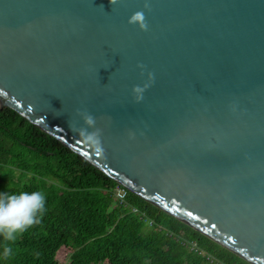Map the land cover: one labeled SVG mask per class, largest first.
Segmentation results:
<instances>
[{
    "label": "water",
    "instance_id": "obj_1",
    "mask_svg": "<svg viewBox=\"0 0 264 264\" xmlns=\"http://www.w3.org/2000/svg\"><path fill=\"white\" fill-rule=\"evenodd\" d=\"M144 3L0 0V111L264 264V0ZM141 9L146 30L129 22ZM77 109L99 146L70 126Z\"/></svg>",
    "mask_w": 264,
    "mask_h": 264
},
{
    "label": "trees",
    "instance_id": "obj_2",
    "mask_svg": "<svg viewBox=\"0 0 264 264\" xmlns=\"http://www.w3.org/2000/svg\"><path fill=\"white\" fill-rule=\"evenodd\" d=\"M34 190L46 196L41 222L15 241L0 235V264H58L55 254L61 248H69L77 264L90 259L108 264H250L4 107L0 191ZM118 190L124 192L122 202ZM6 245L13 249L9 257L2 255Z\"/></svg>",
    "mask_w": 264,
    "mask_h": 264
},
{
    "label": "clouds",
    "instance_id": "obj_3",
    "mask_svg": "<svg viewBox=\"0 0 264 264\" xmlns=\"http://www.w3.org/2000/svg\"><path fill=\"white\" fill-rule=\"evenodd\" d=\"M113 4L116 0H112ZM150 7L149 0H145L144 8ZM129 22L138 25L141 30L148 27L143 9L133 12L129 17ZM143 70V66L141 65ZM151 77L152 73H148ZM148 84L135 85L133 92L135 99L140 101L143 99V93ZM76 115L82 121V124H76L72 120L70 126L73 130L87 142L92 145L99 146L101 143V130L96 127V117L83 109H77ZM46 196L40 190L7 192L0 191V235L7 241H15L19 233H23L30 226L38 224L46 211ZM13 249L11 245H6L2 255L9 257L12 255Z\"/></svg>",
    "mask_w": 264,
    "mask_h": 264
},
{
    "label": "rangeland",
    "instance_id": "obj_4",
    "mask_svg": "<svg viewBox=\"0 0 264 264\" xmlns=\"http://www.w3.org/2000/svg\"><path fill=\"white\" fill-rule=\"evenodd\" d=\"M55 260L58 264H77L76 259L72 256L69 248H61L56 251ZM88 264H108L103 261L89 260Z\"/></svg>",
    "mask_w": 264,
    "mask_h": 264
},
{
    "label": "built area",
    "instance_id": "obj_5",
    "mask_svg": "<svg viewBox=\"0 0 264 264\" xmlns=\"http://www.w3.org/2000/svg\"><path fill=\"white\" fill-rule=\"evenodd\" d=\"M116 197L122 202L123 201V197H124V192L123 191H120L118 190L117 191V194H116ZM151 222H148V224H150ZM191 248H195V245L194 244H190ZM209 257V256H208Z\"/></svg>",
    "mask_w": 264,
    "mask_h": 264
}]
</instances>
